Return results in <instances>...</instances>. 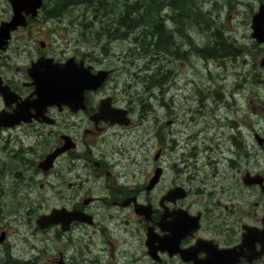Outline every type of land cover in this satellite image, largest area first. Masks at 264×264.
I'll use <instances>...</instances> for the list:
<instances>
[{
  "label": "flooded vegetation",
  "instance_id": "af4514ba",
  "mask_svg": "<svg viewBox=\"0 0 264 264\" xmlns=\"http://www.w3.org/2000/svg\"><path fill=\"white\" fill-rule=\"evenodd\" d=\"M235 1L246 9L250 27L256 12L262 9L264 16V0ZM43 3L44 0L36 15L26 14L25 25L16 26L9 31L10 36L6 43L0 46V86L8 87L4 88L6 94L0 89V109L12 111L17 108L18 101L36 96L33 78L28 69L32 62L39 58L52 57L54 61L65 62L67 58L73 57L76 67L82 61L84 65H90V71L93 73L99 69L108 70L100 85L82 91V101L76 88L66 103L43 106V113L51 118L50 121H46L41 115H33L29 121H21L13 126H0L3 131L27 125L38 135V140H43L42 142H45L48 136L53 137L48 149L44 150L38 160L23 164L27 167L26 170L32 173L28 175L31 180H28L27 176L24 182L35 184V176L40 174L43 177L39 179V187H43L45 183L50 184L52 188L49 198L52 201L56 199L49 207L39 212L33 209L27 211V219L31 215L35 217V229L44 232V250L47 245L52 248L56 243L60 244L56 250L57 254L51 253L45 261L50 264H59L61 260L65 264H193L214 254L211 251L212 246L216 247V255H219L220 248L238 247L244 241V233L247 231L244 225L262 227L264 170L248 169L245 164L253 157L254 164L264 166V96L261 93V90H264V38L253 36L251 27L250 44L231 45L235 51L230 50L236 52V55H241L243 64L248 60L247 55L252 59L250 65L253 67L256 88V101L252 104V110L256 118L247 122L245 117H235L238 113L244 116L241 110L244 106L234 100V105H238V108L232 109L233 118L229 121L233 129L232 142L236 147L232 150L233 155L228 157V168L233 179L238 181L234 180L232 185H222L220 190H215L209 188L215 185L212 182L214 180H208L209 174L214 177L212 179L217 180L222 176L223 170H219L221 157H212V160H209L213 146L208 130L212 122L207 119L210 125L205 123L200 129L196 126L194 132L186 136V141L181 136L182 130L176 134L169 127L173 123L171 118L164 120L157 133L159 146L152 154L153 163L146 158V162L138 169L132 168L131 173L127 170L120 173L116 171L115 154L119 151L125 156L127 150L117 148L113 140L117 139L122 128L132 126V102L127 98L123 85L121 89H117L116 68L99 62L93 50H81L79 39L68 38L65 47H62L58 54L44 50L43 48L51 42L39 37H34L31 42L27 37L21 41L22 36L18 32L22 27L34 24V18H38ZM164 6L162 5L161 10ZM213 7L217 8V5ZM11 15L12 6L9 0H0V24ZM43 20L46 24L53 21L50 16L45 15ZM59 20H64L70 25L72 23L69 15ZM261 26H264V22ZM28 32L31 34L30 29ZM74 39L78 42L72 46ZM33 43H39L41 46L37 54L30 57L26 64L18 65L17 54L22 56L30 49L33 50ZM106 54L110 56L111 52ZM249 72L250 69L246 70V73ZM239 85L240 83L237 84L238 88ZM121 100L125 102H120ZM102 104L105 112L100 109ZM222 107H212L210 110L211 118H217L218 126L223 124L220 120ZM114 108L123 109L125 113L122 114L119 110L113 113ZM29 111L34 112L35 108L29 105ZM166 126L171 133L170 143L166 139ZM202 131L205 135H201ZM87 136L89 139H86ZM236 139L239 140L238 144L235 143ZM80 140L87 145L85 148L79 147ZM64 144L70 146L53 158L51 166L43 169L38 165L47 153ZM29 149L34 147L31 145ZM179 149L182 151L179 156H185L181 166L176 158ZM19 150L23 148L20 146ZM205 165L211 167L209 173L203 169ZM169 169L173 175L166 179ZM237 172L239 175H236ZM246 172H249L251 177L260 174L263 178L262 184L245 182L243 176ZM16 173L17 176L20 174L19 168ZM21 177L22 175L18 176L19 179L15 178L16 191L19 182H22ZM33 184L28 185L31 191H34ZM250 187H257L260 193L258 199L252 202L254 206L251 213L250 208L246 207L248 201L245 196ZM61 207L65 208L67 216L73 212V215L82 214L84 218L76 216L65 220L66 228L60 223L39 227L36 219L40 214ZM238 211L239 215L235 216L234 213ZM1 232L4 237L0 242H3L6 231L1 229ZM253 237L248 235L249 240L254 241L250 248L256 251L260 245ZM239 248H243V253L247 252L245 245ZM216 255L215 257L220 259V256ZM235 264H264V253L251 255L250 259L246 253L245 256L241 255Z\"/></svg>",
  "mask_w": 264,
  "mask_h": 264
},
{
  "label": "rangeland",
  "instance_id": "374dc122",
  "mask_svg": "<svg viewBox=\"0 0 264 264\" xmlns=\"http://www.w3.org/2000/svg\"><path fill=\"white\" fill-rule=\"evenodd\" d=\"M67 1L71 2L68 9L58 10L54 8L51 10L50 17L53 21L46 24L43 15L49 7L46 5L48 0H44L45 5L41 8L38 18H34V24L29 27H22L18 34L22 36L21 41L26 40L27 37L31 42L34 37H39L51 42L43 49L55 54H58L62 47H65L68 38H77L81 43L79 46L81 50H93L99 62L108 67L116 68L117 89L122 85L125 87L126 96L132 102L131 116L134 119L132 126L126 129L122 128L117 139L113 140V144L117 148L127 150L125 156L121 155L119 151L115 154L116 171L120 173L122 170H127L128 173H131L132 168L138 169L146 162V158L150 160L151 164L153 163L152 154L159 146L157 133L160 130L161 122L164 120L168 118L173 120L169 127L176 134L182 130L181 136L184 137V141H186L188 134L194 132L196 126L198 129L203 128L209 120L212 122V126L209 127L208 135L212 137L210 143L213 146L209 160H212V157H221L219 170H223L222 176L217 180L216 178L212 179L214 177L209 174L208 180L210 182L214 180L212 182L215 183L209 188L220 190L222 185H232V181L237 180L233 179L228 168V157L233 155L232 150L236 147L232 142L231 132L233 129L230 127L229 121L233 118L232 109L238 108V105H234V100L239 101V105L244 106L241 107L244 108L241 109L244 116L238 113L235 117H245L247 122L254 121L256 118L252 110V104L256 101L255 78L252 74L253 67L250 65L252 59L247 55L248 60L243 64L241 55H236V52L232 55H217L206 58L197 53L196 49L206 47L211 51L217 50L218 52L229 51L230 49L235 51L231 45L250 44L251 27L243 5L235 0H194L195 3L192 4H198L204 11L209 12L208 14L215 24L210 26L211 31L208 30V22L199 20V18L196 19L195 24H191V28L186 25L187 38L190 41H186L176 32H172L174 25L172 26L170 22L169 25L164 22L165 26H163L171 39L175 40L178 51H187L186 58H172L167 56L172 55V52L165 50L160 51L159 54L150 53L146 54V57H142L141 47H136V45H140L143 39L141 31L144 29L142 30V28L133 31L128 37L126 35L109 37L100 34L101 29L98 28L103 25L101 23L115 22L114 15H119L125 9V7L120 6L125 0H112V2L110 0L111 5L107 2L101 4L98 0ZM127 1L130 3L135 0ZM141 1L139 0V2ZM152 1L164 2V0H150V4ZM146 3L148 6V0ZM180 3H182L181 0ZM114 4L117 5L113 6ZM213 5H217V8H214ZM110 7L117 9V13L105 14V10L107 12ZM158 13V16L164 19V8L162 10L160 8ZM68 15L72 20L73 29L64 20L63 22L57 20ZM91 24L97 26L96 32H92ZM29 29L31 34L28 32ZM214 32L221 34L223 41L214 43ZM133 36H138L136 41ZM77 42L74 39L71 45L75 46ZM213 44H216V48L212 46ZM33 46L35 47L33 50L30 49L29 52L23 53L25 55L17 54L18 65L26 64L30 57L37 54L41 46L39 43H33ZM189 49H192L193 53L188 51ZM107 52H111V55L108 56ZM157 68L160 71L159 75L155 74ZM249 69L250 72L246 73V70ZM166 76L167 78H165ZM150 77L152 80H158L159 86H148L146 89L145 85H148ZM140 78L143 80L141 81ZM152 80L151 83H153ZM238 83H240L239 88ZM261 93L264 96V90H261ZM120 102L125 101L121 100ZM220 106H223L220 113L222 116L220 120L223 124L218 126L217 118H211L210 110L212 107ZM166 127V139L170 143L171 133L169 127ZM234 129L238 130V128ZM35 134L27 125L0 130V230L5 229L6 231L5 240L0 242V264H30V262L32 264H50L45 261L46 257H49L51 253L57 254L56 250L60 247V244L56 243L52 248L47 245V249L44 250L46 246L43 239L44 232L35 229V217L33 215L27 219L29 209L39 212L56 201V199L52 201L49 198L52 188L50 184L45 183L43 187H39L41 181L39 179L43 177L40 174L37 176L34 174L37 178L35 184L24 182L27 176L32 175V173L30 170H26L27 167L23 164H31L38 160L44 154V150L48 149L53 138L48 136L47 140L42 142L43 140H38V135ZM201 135H205V132L202 131ZM181 136H179V140ZM86 139L89 137L87 136ZM235 143L238 144L239 140L236 139ZM31 145L34 147L32 150L29 149ZM20 146L23 150H19ZM86 146L81 141L79 147L85 148ZM82 151L84 150L82 149ZM181 152L179 149L176 157L179 166L183 164L182 161L185 157L179 156ZM203 160L205 159L203 158ZM245 166L248 169L259 168L264 170V166L253 163V157L249 158ZM17 168L20 171L18 176L22 175V182H19L16 191ZM203 169L207 173L211 171L209 165L203 166ZM172 175V171L167 170L166 179ZM184 175L185 172L182 173L183 182ZM236 175L239 173L237 172ZM30 177L28 176V180H31ZM44 178L46 181V177ZM31 184L34 186V191L28 187ZM230 190H233L231 186ZM258 195L260 193L257 187H250L246 191L245 196L248 201L246 207L250 208V213L254 206L252 202L258 199ZM17 199L22 200V202L20 203ZM234 215L238 216L239 211L235 212Z\"/></svg>",
  "mask_w": 264,
  "mask_h": 264
},
{
  "label": "water",
  "instance_id": "95a60500",
  "mask_svg": "<svg viewBox=\"0 0 264 264\" xmlns=\"http://www.w3.org/2000/svg\"><path fill=\"white\" fill-rule=\"evenodd\" d=\"M12 6V15L9 19L2 21L0 24V46L6 43L10 36V30L19 25H25L27 22L26 14L34 16L37 14L38 8L42 4V0H9ZM264 22L263 10L256 12L252 19V35L258 37L259 39L264 38V26L261 24ZM76 67L75 60L73 57H69L65 62L54 61L52 57H42L37 61L32 62L28 71L33 78V83L35 85L34 93L35 97L31 99L25 98L22 101L17 102V108L9 111L7 109H0V126H13L21 121H29L32 116L38 117L42 116L46 121H50L51 118L46 117L43 113L45 105L51 104H62L69 100V97L75 92L77 88L79 92L80 99L82 101V91L85 88L97 87L105 79L108 70L99 69L97 72L93 73L90 71V65H84L83 62H79ZM4 88L7 86H0L1 91L6 94ZM82 104V102H81ZM29 105L35 108L34 112L29 111ZM100 109L105 112V108L100 105ZM119 110L125 113L123 109H112L113 113ZM127 121V119H125ZM70 145L64 144L63 146L56 147L52 152L47 153L43 160L39 162V166L43 169H47L52 164L53 158L61 152L63 149L69 147ZM250 177V178H249ZM244 181L247 183L260 182L262 184V176L260 174H255L251 177L249 172H246L243 176ZM264 190V185L262 184ZM142 205V204H139ZM65 208H53L51 211L40 214L36 222L39 227H46L51 223H60L63 228H66L65 220H70L73 217L82 216V214L73 215L70 212L68 216L64 215ZM84 218V216L80 217ZM262 227L244 225L245 228V238L244 241L237 246L220 248L219 255H216L217 250L215 246H212L211 251L214 253L211 256L204 258L201 262H194L193 264H235L240 260L241 255H246L250 259L251 255H257L264 253V217L262 219ZM254 236L260 245L259 248L254 250L250 248L254 241H250L248 235ZM3 232L0 233V241L3 239ZM245 245L247 252L243 253V248H239ZM250 253V254H249ZM216 256H220L216 258ZM59 264H65L62 260Z\"/></svg>",
  "mask_w": 264,
  "mask_h": 264
},
{
  "label": "trees",
  "instance_id": "16d2710c",
  "mask_svg": "<svg viewBox=\"0 0 264 264\" xmlns=\"http://www.w3.org/2000/svg\"><path fill=\"white\" fill-rule=\"evenodd\" d=\"M99 3L111 5L110 0H98ZM182 3H180V0H166L162 3H156L155 1H152V4H150V0H148V6L146 3V0H142L139 2V0H135L133 2H128L125 0L123 3H121L120 6L125 7L120 14L114 15V18H116L115 22H108V23H102L103 25L99 26L98 29H101L100 34L102 36H117L126 35L127 37L130 36V34L139 29L142 28L143 31H141V34L143 36V39L140 42V45H136V47H141L142 49V57H146V54L155 53L159 54L160 51L165 50L172 52V55H167L172 58H186L187 51L185 52H179L177 49V44L175 43V40H172L169 33L166 32L164 28V22L169 25H174L172 32H176L180 37L183 39H186V41H190L187 38V28L191 26V24H195L197 22V18L205 20L208 22V30H210V26H213L215 24L213 22V19L209 16V12L204 11L200 5H192V3H195L194 0H181ZM112 2V0H111ZM71 2L67 0H48L46 2L47 8L45 10V17L50 16V11L55 9H68V6L71 5ZM45 5V3H44ZM117 4H114L113 6H116ZM164 6V19L158 16V12L160 8ZM212 7V6H211ZM90 8V7H89ZM117 9H112V7L108 8L107 12L105 10V14H113L117 13ZM59 20V19H58ZM212 20V21H211ZM116 24L115 26L113 24ZM166 24V25H167ZM164 25V26H163ZM167 25V26H168ZM217 27V26H216ZM90 28H92V32L97 31V26L95 24H91ZM191 28V27H190ZM218 30V27H217ZM91 31V29H90ZM211 31V30H210ZM209 31V32H210ZM98 33V32H97ZM189 33V32H188ZM217 34V35H216ZM214 36V43L218 41H223V36L218 33H213ZM134 40L136 41L138 36H133ZM210 41H212L209 38ZM212 41V42H213ZM216 48V44L212 45ZM151 50V52H149ZM192 49H189L188 51H191ZM197 53L201 54L203 57H215L217 55L224 56V55H232L233 52L224 50L218 52L217 50L211 51V49H208L206 47H198L196 49ZM195 51V52H196ZM193 53V51H191ZM190 52V53H191ZM234 57V56H233ZM155 74L159 75L160 71L159 68H157V72ZM167 78V76L165 77ZM142 81L143 79L140 78ZM151 77L148 85H145L146 89L148 86H159L158 80H152L153 83H151ZM28 264V263H27ZM30 264H32L30 262Z\"/></svg>",
  "mask_w": 264,
  "mask_h": 264
}]
</instances>
